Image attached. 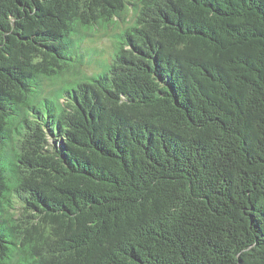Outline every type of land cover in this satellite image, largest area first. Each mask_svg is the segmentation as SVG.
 <instances>
[{
	"label": "trees",
	"instance_id": "1",
	"mask_svg": "<svg viewBox=\"0 0 264 264\" xmlns=\"http://www.w3.org/2000/svg\"><path fill=\"white\" fill-rule=\"evenodd\" d=\"M0 264H264V0H0Z\"/></svg>",
	"mask_w": 264,
	"mask_h": 264
},
{
	"label": "rangeland",
	"instance_id": "2",
	"mask_svg": "<svg viewBox=\"0 0 264 264\" xmlns=\"http://www.w3.org/2000/svg\"><path fill=\"white\" fill-rule=\"evenodd\" d=\"M118 29L110 27L104 34L103 31L99 30L95 34H91L85 37L82 43V49L84 54V65L82 66L84 71L91 72L96 69V59L97 58H109L112 52L113 46V37L112 34ZM96 48L100 54L97 56L88 55L87 49Z\"/></svg>",
	"mask_w": 264,
	"mask_h": 264
}]
</instances>
